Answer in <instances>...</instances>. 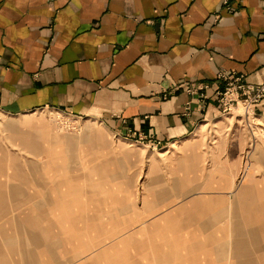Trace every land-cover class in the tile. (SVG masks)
I'll use <instances>...</instances> for the list:
<instances>
[{
    "label": "crops",
    "instance_id": "crops-1",
    "mask_svg": "<svg viewBox=\"0 0 264 264\" xmlns=\"http://www.w3.org/2000/svg\"><path fill=\"white\" fill-rule=\"evenodd\" d=\"M223 1L0 0L1 113L54 109L91 118L119 138L152 137L166 151L181 152L171 169L180 180L145 182L143 207L134 204L130 221L156 214L165 222L185 221L175 216L195 209L209 247L115 249L118 264H264L262 181L244 183L236 199L220 196L224 192L181 199L190 189L231 187L187 180L203 156L202 126L222 115L219 73L264 86V0ZM190 84L207 87L189 92ZM254 114L264 122V97ZM12 170L0 167L3 175L20 173ZM22 179L0 177V231L7 243L17 235L52 237L57 229L45 219L48 204L22 206ZM68 222L61 229H73ZM63 248L0 245V264H108L112 250Z\"/></svg>",
    "mask_w": 264,
    "mask_h": 264
},
{
    "label": "rangeland",
    "instance_id": "rangeland-1",
    "mask_svg": "<svg viewBox=\"0 0 264 264\" xmlns=\"http://www.w3.org/2000/svg\"><path fill=\"white\" fill-rule=\"evenodd\" d=\"M220 97L216 92L219 105ZM220 109L222 115L202 126L198 150L204 151L203 156L197 159L195 173L187 180L196 185L213 182L231 187L183 191L186 195L181 199L185 203L200 194L213 197L209 194L215 192L236 199L241 186L250 181H262L264 186V122L253 112L247 113L241 104L230 112L223 111L222 106ZM26 114L0 112V167L6 166L10 171L20 168L14 170L20 173L0 172V177L15 176L17 180L24 177L27 198L22 206L48 204L45 219L55 221L57 229L52 237L44 239L11 236L10 243L0 231V245L112 249L107 253L108 264H118L115 249H202L201 244L209 247L210 238L201 232V222L192 213L195 209L187 215L175 216L186 218L185 221L165 222L158 214L149 221L148 217L130 221L134 204L143 207L141 198L148 193L145 182L180 180V175L171 170L181 153L176 148L166 151L155 140L122 139L91 118L54 109ZM188 218L191 220L187 221ZM71 220L73 229H61ZM224 225L226 221L219 223L220 235L224 234Z\"/></svg>",
    "mask_w": 264,
    "mask_h": 264
},
{
    "label": "built area",
    "instance_id": "built-area-1",
    "mask_svg": "<svg viewBox=\"0 0 264 264\" xmlns=\"http://www.w3.org/2000/svg\"><path fill=\"white\" fill-rule=\"evenodd\" d=\"M223 2L225 6H228V0ZM219 19L216 15L213 17L214 22H218ZM218 77L225 83L222 92L216 91L221 96L219 103L223 111L230 112L241 104L247 113L250 111L254 113L258 102L264 97V86L246 83L242 76H235L226 72L219 73ZM206 87L207 85L190 84L186 88L189 92H196ZM143 139L153 140L152 137H144Z\"/></svg>",
    "mask_w": 264,
    "mask_h": 264
}]
</instances>
